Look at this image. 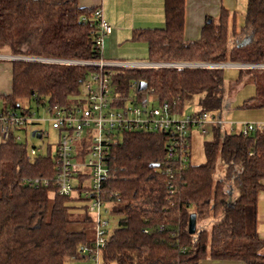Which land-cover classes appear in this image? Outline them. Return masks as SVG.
Here are the masks:
<instances>
[{"label":"trees","instance_id":"16d2710c","mask_svg":"<svg viewBox=\"0 0 264 264\" xmlns=\"http://www.w3.org/2000/svg\"><path fill=\"white\" fill-rule=\"evenodd\" d=\"M184 4L163 0V26L132 32V40L147 45V62L264 64V0H247L241 32H236L235 17L221 8L217 18L205 20L193 41L184 39ZM95 9L80 7L78 0H0V52L95 60L90 27ZM247 31L250 40L240 43L238 36ZM10 63L11 89L0 95L3 111L42 101L72 106L94 71L87 66ZM224 69H125L114 75V82L119 104L137 103L148 94L157 105L183 115L187 102L196 98L197 111L220 115ZM237 71L238 82L247 77L254 86V95L238 109H264V70ZM140 82L146 84L145 91H138ZM210 133L199 165L191 163L189 147L185 164L167 160L165 133L121 134L110 161L111 178L103 183L102 199L110 205L108 219L115 224L108 227L102 264H198L206 258L264 264V241L256 230L264 131L242 135L211 126ZM53 164L48 154L30 158L26 143L13 136L0 143V264H73L86 258L83 249L93 244L94 223L81 199L21 183L27 177L52 178ZM191 215L194 234L188 233ZM205 220L207 225H200Z\"/></svg>","mask_w":264,"mask_h":264},{"label":"built area","instance_id":"2783aa9c","mask_svg":"<svg viewBox=\"0 0 264 264\" xmlns=\"http://www.w3.org/2000/svg\"><path fill=\"white\" fill-rule=\"evenodd\" d=\"M91 20V35L95 36L97 59L91 61L53 59L16 55H0V60L29 61L47 64L87 66L93 73L81 86L80 101L69 107L50 106L46 101L20 106L15 110L0 108V143L11 136L19 143H26L30 158L48 154L53 159L54 175L46 178H22L21 183L33 189L50 188L49 193L69 199H81L93 218V244L84 248L85 257L91 264H99L100 252L108 238L110 205L103 201V183L111 178L110 161L115 145L122 133H165L169 136L166 145L167 160L187 162L186 153L190 143L188 137L194 129L205 132L211 126L225 127L227 121L218 114L195 111L179 115L166 104L155 105L154 99L144 94L139 102L119 104L114 75L125 69L139 68H226L261 69L264 64H220V63H160L106 60L102 57L103 38L112 32L104 19L102 10L96 8ZM49 124L55 131V150L47 145H32L20 138L33 126ZM257 130L264 131V123H246L238 131L242 135ZM231 132H236L230 129ZM32 132L39 134L37 139ZM47 133L41 128L30 131V138L44 144ZM170 172V169L167 170ZM116 197V194H114ZM107 216V217H105ZM146 232V231H144Z\"/></svg>","mask_w":264,"mask_h":264},{"label":"crops","instance_id":"0c3cea01","mask_svg":"<svg viewBox=\"0 0 264 264\" xmlns=\"http://www.w3.org/2000/svg\"><path fill=\"white\" fill-rule=\"evenodd\" d=\"M246 3L247 0H185L184 39L186 41L196 40L199 37L200 29L204 24L205 20L207 18H217L221 8H225L230 12V16L235 17L236 32H241L245 24L244 16ZM78 4L80 7L84 8H100L102 10L104 19L111 25V34L105 36L102 41V57L106 60H121L119 59L122 58L119 54L121 48L120 45L123 41L129 40L125 39L127 33L130 34V40H132V32L134 30L148 28H140L141 25H137L135 23L134 15L141 12L143 14H147L149 17L152 18V13L154 11L158 12L159 10L161 14L160 16H156L154 23L156 27L154 28H161L164 24L163 0H78ZM127 16L131 17V21L130 19L127 20ZM238 40L240 43L247 42L248 40H250V33L248 31L241 33V35L238 36ZM133 42L142 43L145 47L144 55L142 48L139 52L135 51V56H141L142 54V56L145 57L140 60L147 59V45L144 42L140 41ZM0 55H6V51H1ZM133 59H135V57ZM246 78H243L240 84H243V86L251 85L254 89V86L248 83L246 81ZM10 89L11 63L7 60H0V95L9 94ZM225 94L226 87L224 82L223 104L225 103V107L221 110L219 114L227 121L225 127L228 130L234 129L236 131H239L241 127L246 123H264V109L250 111H233L231 110L230 104L231 96L225 97ZM1 107L2 106L0 104V108ZM197 110L198 109L194 110L193 112ZM192 132L190 133V147L191 142L193 140ZM262 185L263 190L259 192L257 197L256 230L259 238L264 241V179L262 180ZM260 253L264 254V247L261 249ZM198 264L246 263L236 260H213L206 258L199 261Z\"/></svg>","mask_w":264,"mask_h":264},{"label":"rangeland","instance_id":"374dc122","mask_svg":"<svg viewBox=\"0 0 264 264\" xmlns=\"http://www.w3.org/2000/svg\"><path fill=\"white\" fill-rule=\"evenodd\" d=\"M124 9V8H123ZM160 11L158 10V12H153L152 13V18L149 17L147 14H143L141 12H139L138 14L134 15V20L135 23L137 25H141L140 28H154L155 26V18L156 16H160ZM128 17V16H127ZM131 21V17H128L127 20ZM123 23V22H122ZM128 23V22H127ZM125 39H129L128 41H123L120 45V51L119 54L121 55L122 61H128V62H147V59L145 60H140L145 56H135V51H140L143 48V55H144V51H145V47L142 43H137V42H133L134 40H130V34L127 33ZM134 52V55H133ZM6 55H9V53L6 52ZM132 57V58H131ZM135 57V59H133ZM238 68L236 67H226L224 69V81H225V87H226V94L225 97H230L231 96V110H236L239 111L238 106L241 105V103L244 101V99H248L250 96L254 95V89L252 88L251 85H246L243 86V84H240V82H238ZM234 85V86H233ZM251 88V89H250ZM82 92V90H81ZM235 99V100H234ZM225 102V101H224ZM31 105L34 107L33 103H31ZM155 105H157V103H155ZM225 107V103L222 106V109H224ZM198 100L195 98L189 102H187L186 106H185V113H191L194 110L198 109ZM240 111H247V110H240ZM37 128H41L42 130H44L47 133V136H45L43 138L44 144H41L39 142H37V140L30 138V131L31 130H35ZM228 130L226 127L223 128ZM210 128L206 127L205 128V132H200L198 131V129H194L192 130V134H193V140L191 142V149H190V161L193 165H199L202 164L205 160L204 157V151H203V143L209 139H211V133H210ZM20 138L24 141L25 139L28 142V146L29 148L34 145V146H38L40 145L42 148V151L44 152L47 145L50 146L51 151L55 150V144L57 142V136L54 130L51 129L49 124H41L40 126H33L31 128H29L27 130L26 133L24 132H20L19 133ZM107 217V216H105ZM207 220L202 221L200 223V225H207ZM115 224L114 220H110V226L113 227V225ZM92 230L91 233L94 232L93 228H94V224H92ZM93 234H90V237H93ZM73 264H91L90 260L88 258H84L82 260L76 261L75 263L73 262ZM99 264H102L101 262H99Z\"/></svg>","mask_w":264,"mask_h":264},{"label":"water","instance_id":"95a60500","mask_svg":"<svg viewBox=\"0 0 264 264\" xmlns=\"http://www.w3.org/2000/svg\"><path fill=\"white\" fill-rule=\"evenodd\" d=\"M138 91H145L146 90V84L143 82H140L138 84ZM32 136L36 137L37 139L40 137L39 134H35V132H32ZM188 233L194 234L195 233V217L193 215L190 216L188 221Z\"/></svg>","mask_w":264,"mask_h":264}]
</instances>
